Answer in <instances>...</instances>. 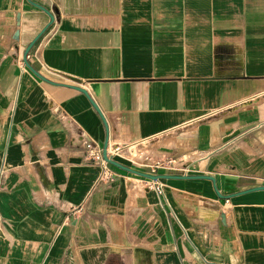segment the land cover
I'll list each match as a JSON object with an SVG mask.
<instances>
[{
    "label": "crops",
    "instance_id": "1",
    "mask_svg": "<svg viewBox=\"0 0 264 264\" xmlns=\"http://www.w3.org/2000/svg\"><path fill=\"white\" fill-rule=\"evenodd\" d=\"M257 187L264 0H0V264H264Z\"/></svg>",
    "mask_w": 264,
    "mask_h": 264
},
{
    "label": "built area",
    "instance_id": "2",
    "mask_svg": "<svg viewBox=\"0 0 264 264\" xmlns=\"http://www.w3.org/2000/svg\"><path fill=\"white\" fill-rule=\"evenodd\" d=\"M77 141L81 147V152L84 157L97 164L100 168L98 181L103 182L108 180L111 177V173L109 171V164L103 158V151L95 142H93L90 138H88L85 134H81L78 136ZM123 149L118 145L107 146L105 148L106 156L109 160H113L121 155ZM144 165H147L149 168L148 174L152 176H156L157 170L159 169H167V170H177L182 171L183 173H187V165L185 164V158L176 159H165L159 160L153 163H149L147 161H142ZM149 189L153 188L157 192H162V187L158 183V180L152 181L150 185H148Z\"/></svg>",
    "mask_w": 264,
    "mask_h": 264
},
{
    "label": "water",
    "instance_id": "3",
    "mask_svg": "<svg viewBox=\"0 0 264 264\" xmlns=\"http://www.w3.org/2000/svg\"><path fill=\"white\" fill-rule=\"evenodd\" d=\"M50 15V14H49ZM50 18H51V20H52V15H50ZM45 31V30H44ZM43 31V32H44ZM41 34L42 33H40L31 43H30V45L28 46V48H27V50H26V54L28 53V51L31 49V47L34 45V43L38 40V38L41 36ZM96 107V106H95ZM105 148H106V145L104 146V150H103V158L107 161V163L108 164H111V165H113V166H116V167H119V168H123V167H121L119 164H117L115 161H113V160H109L108 158H107V156H106V153H105ZM125 169V168H124ZM126 170H128V171H130V172H133V173H135V174H137V175H139V176H142V177H144V178H147V179H150V180H153V181H155V180H159L160 178H172V176H152V175H150V174H146V173H141V172H136V171H133V170H130V169H126ZM173 177H175V178H182V177H180V176H173ZM253 190H264V187H257V188H254ZM252 190V191H253Z\"/></svg>",
    "mask_w": 264,
    "mask_h": 264
}]
</instances>
